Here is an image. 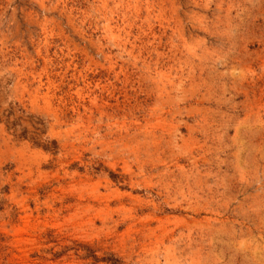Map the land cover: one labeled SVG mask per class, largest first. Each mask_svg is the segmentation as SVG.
I'll list each match as a JSON object with an SVG mask.
<instances>
[{"label":"rangeland","instance_id":"obj_1","mask_svg":"<svg viewBox=\"0 0 264 264\" xmlns=\"http://www.w3.org/2000/svg\"><path fill=\"white\" fill-rule=\"evenodd\" d=\"M0 264H264V0H0Z\"/></svg>","mask_w":264,"mask_h":264}]
</instances>
